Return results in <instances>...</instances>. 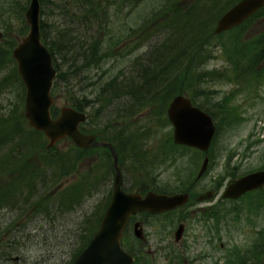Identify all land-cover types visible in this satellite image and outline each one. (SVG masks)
<instances>
[{"label": "rangeland", "instance_id": "rangeland-1", "mask_svg": "<svg viewBox=\"0 0 264 264\" xmlns=\"http://www.w3.org/2000/svg\"><path fill=\"white\" fill-rule=\"evenodd\" d=\"M28 1L0 0V15L3 17L0 19L3 24H0V43L15 41L18 35L27 31L24 12ZM196 1L201 0H142L135 7L110 9L108 27L100 28L99 35L103 62L87 70L80 68L75 71L72 86L54 93L53 108L58 110L62 105L69 104L70 96L94 98L97 87L104 80L114 75L129 74L130 67L137 61L152 63L151 57L158 53V49L168 45L169 34L161 27L160 21L153 20L155 14L165 4H170V11L186 12ZM52 15L54 17L49 23L54 29V25H61L62 19ZM68 24L80 29L70 22ZM262 29L264 11L251 22L213 37L203 46V53L196 57L194 68H189L183 78L174 81L175 88L182 91L177 94L191 95L194 104L201 105L213 117L216 126L208 152L210 160L198 180L195 177L203 158L202 152L173 142V127L167 118L166 108L174 95L165 100V92L160 93L141 114L133 116L123 110L116 114L121 101L105 106L100 96V134L113 144L118 153L126 189L172 193L193 185L194 190L199 192L207 188L218 190L219 197L230 179L264 168V59L248 62L252 38L262 33ZM226 45L228 49L224 50L222 46ZM233 47L245 53L234 57ZM57 62L62 69L68 67L61 58H57ZM11 67L12 63L7 61L6 67L0 70V80L11 73ZM20 96L21 88L13 78H8L3 84L0 81V114L11 113L21 126L29 127L22 115ZM27 139L31 141L28 136ZM70 145L69 140H61L54 152L67 151ZM12 147L13 142H7L3 149ZM91 149L74 162L73 169L63 174L59 184L52 189L56 197L87 176L93 185L83 190L76 199L60 203L61 207L55 204L39 208L37 205L25 216H22L25 210L23 201L12 209L0 208V246H7L11 240L15 246L6 259L3 257L4 250H0V264L72 263L73 254L79 250L90 233V227L95 225L99 211L107 206L110 199L113 167L109 150L103 147ZM25 161L28 167L38 164V153L31 154ZM19 169L4 172L3 183L8 184L14 177L22 176L25 169ZM45 178L49 181L50 174L47 173ZM22 197H26L24 190ZM198 206L194 203L185 206L190 223L184 238L186 250L179 254L178 260L173 256L169 259L165 257L173 243L179 246L173 240V233L180 211L167 216L138 214L136 219L143 225L144 238L140 243L136 240L131 223L128 225L127 244L139 248L141 258L146 259L147 264H249L261 247L259 252L264 259V188L236 200L217 202L214 220L216 245L210 254V247L201 243L197 236L202 223L197 221V217H192L197 213H190ZM26 208L33 209L30 206ZM13 218L16 220L9 229ZM8 234L15 236L9 237ZM256 238L261 244L254 249ZM194 256L206 257L194 260Z\"/></svg>", "mask_w": 264, "mask_h": 264}, {"label": "trees", "instance_id": "trees-1", "mask_svg": "<svg viewBox=\"0 0 264 264\" xmlns=\"http://www.w3.org/2000/svg\"><path fill=\"white\" fill-rule=\"evenodd\" d=\"M38 1L41 15L39 22L41 39L51 52L53 65L57 70L51 88L53 98L56 91L60 89L68 90L72 86L71 81L75 78V71L80 68L87 70L89 67L98 65L99 62L100 64L103 62L102 40L99 38V35L100 28L107 29L108 27L107 17L109 10L119 8V6L135 7L142 0ZM236 1H196L186 12L170 11L172 8L170 4L163 5L159 12L155 14L156 16L153 17V20L160 21L161 27L169 31L167 35L168 45H163L158 49V53L151 57L153 59L152 63L146 60L137 61L130 67L131 71H129V74L127 73L128 75L125 73L114 75L104 80L97 87L94 98L81 99V97H68L69 104L74 108L78 110L87 109V119L80 124V129L85 133L96 135L98 139L108 140L100 134V96L103 98L105 106L118 100L121 101L122 104L116 114L123 110L133 116L141 114L154 101V97L162 92H165V100L182 92L175 88L174 81L176 82L178 79L183 78L189 68H194L195 59L199 54L203 53L202 48L205 44L210 42L213 37L222 34L212 33L213 24ZM263 11L264 6L239 26L246 24L248 21L251 22ZM52 14L58 15L57 17L62 19L61 25H54V29L51 28L53 24L49 23V20L54 17ZM43 16H46V18L44 19ZM1 18L3 17L0 15ZM69 22L80 29L68 26ZM0 24L2 23L0 22ZM25 33L18 35L15 41L7 40L5 44L0 43V70L6 67L7 61L12 63L11 73L3 76L0 81L3 84L11 77L18 83L21 88L20 101L22 102L23 109L25 88L12 57V49L19 38ZM253 38L255 39L253 40ZM253 38L250 48L251 57L248 62L264 59V31ZM127 39L131 40L132 38ZM125 41L127 42V40ZM222 47L224 50L228 49V45ZM231 51L234 57H240L245 53L237 47H233ZM57 58H61L62 62L66 63L68 67L62 69L57 62ZM262 67L264 68V66ZM190 97L193 101V97L191 95ZM198 106L201 107V105ZM50 112L53 117L58 115V110L53 108V106H51ZM22 115L25 118L24 111ZM15 118L11 113L0 114V208L12 209L18 205L19 201H23L25 210L22 216H25V214L31 213L37 205L39 208L50 207L55 204L61 207L60 203H69L73 199H76L83 190L92 187L93 182L85 176L55 197L52 194L53 186L59 184L63 174L69 173L73 169L75 161L79 160L88 150L92 149L77 147L66 137L62 140H69L71 143L70 148L67 151L54 152L56 144L61 140L53 146L48 147V140L43 132L33 129L28 124L26 118L29 127L21 126ZM27 136L31 138V141L27 139ZM7 142H13V147L9 150H4V144ZM9 151H12V153H8ZM37 153L38 164L28 167L25 160L31 154L36 155ZM9 156L10 158H8ZM19 167L25 169L24 174L17 178L14 177L8 184L6 182L3 183L2 178L6 174L4 172H13V170L19 169ZM47 173L50 174L49 181L45 178ZM76 186L79 187L76 188ZM23 190L26 197H22ZM127 190L144 192L141 188ZM165 192L168 193V191ZM35 195L38 196L33 199ZM28 206L33 207V209L26 208ZM105 207L104 205L103 209L99 211L95 225L90 227V233L79 247V250L73 254L72 259L87 245L91 236L96 231ZM15 220V218L10 220L9 229ZM8 235L9 237L15 236ZM128 237L129 228L126 226L122 239L123 247L135 256L134 264H147L146 259L141 258L139 248L134 247V245L131 247L130 244H127ZM12 243L13 241L11 240L8 242L9 247L8 245L4 247L0 246V250H4L3 257L5 259L10 257L14 251L15 246ZM259 243L261 241L258 238L254 249L258 248L257 244ZM257 253L254 255L255 257Z\"/></svg>", "mask_w": 264, "mask_h": 264}, {"label": "water", "instance_id": "water-1", "mask_svg": "<svg viewBox=\"0 0 264 264\" xmlns=\"http://www.w3.org/2000/svg\"><path fill=\"white\" fill-rule=\"evenodd\" d=\"M262 6L264 0H238L217 19L213 33L219 34L238 26ZM24 16L28 31L13 48L12 56L25 86L24 115L29 124L45 134L48 147L65 137H69L81 148L107 147L114 168L110 201L100 224L72 264H132L133 256L121 245L123 231L129 218L139 212L157 214L182 206L188 200V192L165 194L148 191L141 194L125 190L122 186V171L118 156L112 144L105 140H97L94 134L83 133L80 130L79 125L86 120V112L70 105H62L58 115L52 117L50 92L56 68L49 49L41 40L38 0H29ZM166 113L173 127L175 144L195 147L203 152L208 151L215 132V125L209 113L194 105L191 99L183 94L172 97ZM207 164L208 156H204L196 179L206 170ZM263 185L264 169L253 171L228 181L222 197L235 199L242 193ZM211 196L212 192L207 191L198 199ZM180 227L175 230L176 240L181 233ZM133 232L138 238L144 237L139 221L134 223Z\"/></svg>", "mask_w": 264, "mask_h": 264}, {"label": "flooded vegetation", "instance_id": "flooded-vegetation-1", "mask_svg": "<svg viewBox=\"0 0 264 264\" xmlns=\"http://www.w3.org/2000/svg\"><path fill=\"white\" fill-rule=\"evenodd\" d=\"M185 190H187L188 194H189V200H188V203H186V205H190L191 203H194V205H196V204L199 205L195 210H191L190 213L191 214L197 213L196 215H194L192 217H195V218L197 217V221L202 223V229L200 230V234H197V236H198L199 240H201V243L207 244L208 247H210V251H208V253L210 254L216 245V237L217 236H216V226L214 224V220H216V215H217V202L218 201L222 202L224 200L227 201L230 199H221L220 196L217 197L218 190H215L213 188H207V189H204V190L199 192L198 190L195 191L194 186L191 185V187H188ZM206 190H212L214 192V197L211 199L199 200L198 196L202 192H205ZM218 205L220 206V204H218ZM224 209L228 210L227 208H223L222 210H224ZM182 210L184 212H182ZM172 211L173 212H179L180 211V213L178 215L179 218L177 220L178 222H177V226H176L175 230L177 229L178 226H181L180 227L181 233L179 236V240H177V241L175 240V236L173 233V240L179 246L176 247L173 243V245L170 248L168 247L165 259H169V257H171V256H173L175 259L176 258L178 259L179 254L180 253L183 254L185 252L186 240L184 241V238L186 237L187 226L190 223L188 211L185 209V205H184V207L176 208ZM171 212H169V213H171ZM166 213L165 212L161 213V215L167 216L169 214L168 212H166ZM136 220H137L136 215H133V217L130 219L129 222L134 223ZM222 245L223 244L220 243L221 247H222ZM254 246H255V242H254L253 248H254ZM257 246H260V244H257ZM260 249H262V247L258 248V253H257L255 259H252L251 263H249V264H262L263 263L264 259H263V256L260 255L261 254V252H259ZM203 257H206V256H203ZM203 257L194 256L192 258L194 260H198V259L203 258ZM183 260H184V258H183ZM171 263L172 262H168V264H171Z\"/></svg>", "mask_w": 264, "mask_h": 264}]
</instances>
